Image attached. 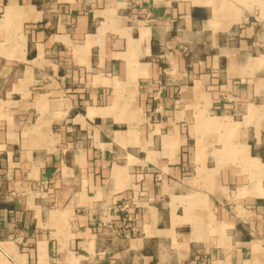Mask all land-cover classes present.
Listing matches in <instances>:
<instances>
[{"label": "crops", "instance_id": "1", "mask_svg": "<svg viewBox=\"0 0 264 264\" xmlns=\"http://www.w3.org/2000/svg\"><path fill=\"white\" fill-rule=\"evenodd\" d=\"M0 264H264V0H0Z\"/></svg>", "mask_w": 264, "mask_h": 264}, {"label": "built area", "instance_id": "2", "mask_svg": "<svg viewBox=\"0 0 264 264\" xmlns=\"http://www.w3.org/2000/svg\"><path fill=\"white\" fill-rule=\"evenodd\" d=\"M127 209H128V205H125V206H122L120 210L122 212H125V211H127ZM126 214H127V217H126L127 219L126 220H127L128 223H133V222L136 221V219H137L136 215H130L128 213H126Z\"/></svg>", "mask_w": 264, "mask_h": 264}]
</instances>
